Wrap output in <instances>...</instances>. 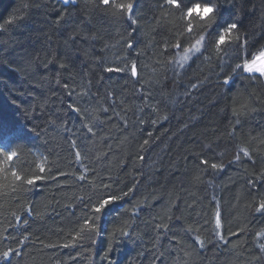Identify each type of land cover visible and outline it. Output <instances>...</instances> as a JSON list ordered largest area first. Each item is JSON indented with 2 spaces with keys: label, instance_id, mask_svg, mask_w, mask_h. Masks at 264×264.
<instances>
[{
  "label": "trees",
  "instance_id": "obj_1",
  "mask_svg": "<svg viewBox=\"0 0 264 264\" xmlns=\"http://www.w3.org/2000/svg\"><path fill=\"white\" fill-rule=\"evenodd\" d=\"M215 3L211 42L182 64L174 45L198 36L165 0H134L131 18L0 0V147L18 154L0 171V264H264V77L236 68L264 47V0ZM227 22L247 45L217 53ZM107 195L121 199L93 213Z\"/></svg>",
  "mask_w": 264,
  "mask_h": 264
},
{
  "label": "snow or ice",
  "instance_id": "obj_2",
  "mask_svg": "<svg viewBox=\"0 0 264 264\" xmlns=\"http://www.w3.org/2000/svg\"><path fill=\"white\" fill-rule=\"evenodd\" d=\"M100 4L103 6H111V9L113 10L112 15L114 16L127 15L131 18L133 14L134 0H127V2H117V0H100ZM165 6L174 8L182 13V19L186 22V27L182 33V35L185 36V39L198 36V38H194V42H192L189 47L182 48V45L179 42L174 45L176 49H182L183 51V55L179 58V62L183 64L197 53L202 54V49L206 50L204 47L206 36L209 38V43L211 42V32L207 30L212 29L217 23L219 5L215 3V0H202V2H197L196 0V2L192 3L190 6H186L185 0H165ZM194 20L196 21L195 24H193ZM133 23H135V21H133ZM239 28V23L227 22L219 29L218 34L215 37V48L217 53L222 52L225 47H230L233 44H235L238 48H243L247 45V41L241 40ZM128 47H133V43L131 41L128 42ZM167 47L168 45L165 43V49H167ZM248 55L250 58L244 59L242 64L236 65V68L248 74L258 73L261 77H264V47L260 48L257 52L249 53ZM130 70L133 76L137 75V67L134 63L130 66ZM105 71H121V69L108 68ZM227 82L228 81L226 80L225 83ZM74 110L77 112L80 111L79 108H74ZM105 111H107V109H105ZM88 131L92 132V128L89 127ZM0 154L4 157L3 161L0 162V171H4L9 162L18 158V154L15 151H6L4 147H0ZM75 155L79 159L80 152L77 151ZM244 156L250 159V153L248 151H244ZM239 159L240 157L237 155L236 160ZM201 163L207 164L208 161L205 160ZM211 167L213 169H220L223 165L212 164ZM44 171L45 168L41 165L40 172ZM85 171H87V169H85ZM11 176L15 181H24L27 185H33L44 179L43 175H37L24 180V177L15 170L11 171ZM80 179L83 180L85 177L81 176ZM119 199H121V197L115 195L102 196L92 207V211L95 214H100L104 212L109 205ZM257 211L264 212V201L259 202ZM220 218L221 213L217 211V227L220 226ZM84 223L88 226L90 231L95 230V222L92 219H86ZM124 234L126 235V233ZM258 235H264V233H259ZM77 236H79V233ZM220 239H223L222 235L220 236ZM65 247H67V245H65ZM261 248H264V245H261ZM13 251V249L9 248L7 251L0 253V259L9 257L13 254Z\"/></svg>",
  "mask_w": 264,
  "mask_h": 264
},
{
  "label": "bare ground",
  "instance_id": "obj_3",
  "mask_svg": "<svg viewBox=\"0 0 264 264\" xmlns=\"http://www.w3.org/2000/svg\"><path fill=\"white\" fill-rule=\"evenodd\" d=\"M62 1V0H61ZM70 1H74V0H70ZM65 3H67V2H69V1H64ZM8 133V131H5V132H2V134H7Z\"/></svg>",
  "mask_w": 264,
  "mask_h": 264
},
{
  "label": "water",
  "instance_id": "obj_4",
  "mask_svg": "<svg viewBox=\"0 0 264 264\" xmlns=\"http://www.w3.org/2000/svg\"><path fill=\"white\" fill-rule=\"evenodd\" d=\"M62 1H70V0H62Z\"/></svg>",
  "mask_w": 264,
  "mask_h": 264
}]
</instances>
